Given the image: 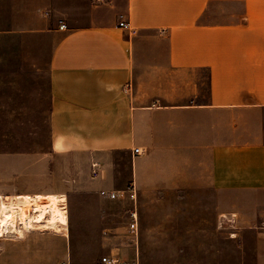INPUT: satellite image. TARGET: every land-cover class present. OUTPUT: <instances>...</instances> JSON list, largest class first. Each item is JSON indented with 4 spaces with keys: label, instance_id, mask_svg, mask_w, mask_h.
I'll use <instances>...</instances> for the list:
<instances>
[{
    "label": "crops",
    "instance_id": "obj_1",
    "mask_svg": "<svg viewBox=\"0 0 264 264\" xmlns=\"http://www.w3.org/2000/svg\"><path fill=\"white\" fill-rule=\"evenodd\" d=\"M48 3L0 0V194L66 196L68 224L2 237L0 264L72 258L67 189L104 203L82 207L104 238L124 221L110 253L128 260L135 211L141 264L140 238L187 219L226 221L232 264H264V0H103L75 20Z\"/></svg>",
    "mask_w": 264,
    "mask_h": 264
},
{
    "label": "rangeland",
    "instance_id": "obj_2",
    "mask_svg": "<svg viewBox=\"0 0 264 264\" xmlns=\"http://www.w3.org/2000/svg\"><path fill=\"white\" fill-rule=\"evenodd\" d=\"M49 2L50 8L56 12L58 19H79L92 3L103 2V0H45ZM81 156L66 155L60 157L62 173L65 172L71 162L77 166V178H81ZM73 161V162H72ZM65 179L58 178L57 183L63 184ZM33 182V180L31 181ZM70 195V250L73 264H97L100 257L110 253L112 249L125 248L130 238L126 232V224L117 218L116 224L110 226V234L122 236L115 239L104 238L101 226L97 225L98 211L82 213V207L91 202L95 207L101 203L95 196L83 195L82 189H67ZM14 195V194H9ZM73 197V199H72ZM60 197L59 200L60 201ZM74 203V204H72ZM73 205V207H72ZM28 208V207H27ZM30 208V207H29ZM28 208V211L30 212ZM53 216L61 223L68 222V216L59 205L53 210ZM82 217L86 224L82 225ZM186 224L176 227L171 241H142L140 238L141 260L143 264H232L236 260V250L229 242V228L226 221H219L217 226L204 227L206 231L195 232V227L190 225L192 220H185ZM161 229V227H157ZM1 229V227H0ZM56 230H59L55 228ZM42 231V230H39ZM53 232V229H49ZM65 229L59 235H63ZM55 233V232H54ZM64 236V235H63ZM7 237L0 231V241ZM67 239V238H66Z\"/></svg>",
    "mask_w": 264,
    "mask_h": 264
},
{
    "label": "bare ground",
    "instance_id": "obj_3",
    "mask_svg": "<svg viewBox=\"0 0 264 264\" xmlns=\"http://www.w3.org/2000/svg\"><path fill=\"white\" fill-rule=\"evenodd\" d=\"M20 196L24 198L25 204L19 203L18 209L15 207L7 209V206L0 201V231L4 236L24 237L25 232L35 229H53L60 232L62 225L68 224V222L62 224L58 218L53 216V210L58 208V202L63 199L62 196L55 193L46 195L21 194ZM59 197L61 198L60 201H58ZM27 207H30V212ZM62 210L64 209L62 208ZM18 220L20 221V227L17 224Z\"/></svg>",
    "mask_w": 264,
    "mask_h": 264
},
{
    "label": "built area",
    "instance_id": "obj_4",
    "mask_svg": "<svg viewBox=\"0 0 264 264\" xmlns=\"http://www.w3.org/2000/svg\"><path fill=\"white\" fill-rule=\"evenodd\" d=\"M120 25L129 30L131 29L130 23L127 20H122L120 22ZM66 26L67 25L65 23L61 24V28H64ZM133 151H134V154H141L143 152L140 147H134ZM101 194L105 196H110V197L118 196V193H116L115 191H107V190H102ZM62 197L63 199H61L59 204L65 211H67L66 210L67 209L66 208L67 207V197L66 196H62ZM0 201L2 202L3 205L7 206V209L11 207H15L16 209H18V206L20 204H25L24 198H21V196L19 195L14 196V197H9V196L0 194ZM19 223L20 221L18 220L17 224L20 227L21 225ZM129 229L131 233L133 234V239H134V243L136 246V254H135L134 259L128 260L127 258H124L123 256L119 254L108 253V254H104L103 256H101L97 264H141L140 258H139V251H138L139 223H138V215L135 211H133L131 214V221L129 223ZM59 264H73L72 258L69 255L67 256L66 259H64Z\"/></svg>",
    "mask_w": 264,
    "mask_h": 264
}]
</instances>
